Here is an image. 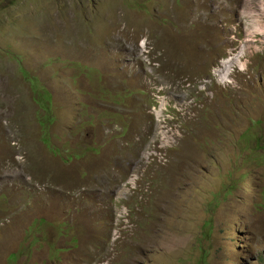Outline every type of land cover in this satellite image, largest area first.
<instances>
[{
	"label": "rangeland",
	"instance_id": "rangeland-1",
	"mask_svg": "<svg viewBox=\"0 0 264 264\" xmlns=\"http://www.w3.org/2000/svg\"><path fill=\"white\" fill-rule=\"evenodd\" d=\"M0 264H264V0H0Z\"/></svg>",
	"mask_w": 264,
	"mask_h": 264
},
{
	"label": "trees",
	"instance_id": "trees-1",
	"mask_svg": "<svg viewBox=\"0 0 264 264\" xmlns=\"http://www.w3.org/2000/svg\"><path fill=\"white\" fill-rule=\"evenodd\" d=\"M256 136H257V135H255V137L252 138V139H253L255 145L258 146V145L260 144V142L262 141V138H261V136H259V137H260V139H259V138L256 137ZM205 226H206V228H210V226H211V221L209 220L208 222H206V223H205ZM210 233H211V230L209 231V235H210ZM207 235H208V233H207ZM206 257H207V256H203V257H202V260L205 261Z\"/></svg>",
	"mask_w": 264,
	"mask_h": 264
},
{
	"label": "bare ground",
	"instance_id": "bare-ground-1",
	"mask_svg": "<svg viewBox=\"0 0 264 264\" xmlns=\"http://www.w3.org/2000/svg\"><path fill=\"white\" fill-rule=\"evenodd\" d=\"M230 66L231 65L228 66V64H226V70L224 71V73H222L223 77H227L228 76V73H229L228 69L230 68Z\"/></svg>",
	"mask_w": 264,
	"mask_h": 264
}]
</instances>
